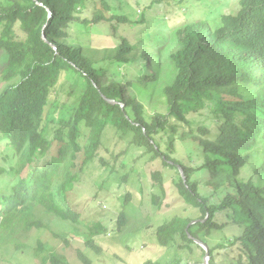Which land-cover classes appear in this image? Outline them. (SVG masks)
Returning <instances> with one entry per match:
<instances>
[{"label":"trees","instance_id":"obj_1","mask_svg":"<svg viewBox=\"0 0 264 264\" xmlns=\"http://www.w3.org/2000/svg\"><path fill=\"white\" fill-rule=\"evenodd\" d=\"M87 2L0 0V51L5 58L0 67V134L17 156L16 167L0 168V176L8 174L16 181L10 194H0V246L22 249L28 233L44 227L38 216L42 211L68 223L71 238L81 237L86 248L100 253L94 238L104 235L106 227L100 221L81 220L67 195L79 181L78 174L71 175L77 155H84L80 173L97 157L103 132L111 127L120 139L130 138L129 144L143 148L151 161L160 160L163 167L175 170L179 197L200 214L195 219L175 216L158 225L154 233L158 246L192 253L200 241L207 248L208 264H221L216 261L217 249H230L226 264H264V157L250 178H239L257 154L255 147L264 142V0H237L239 10L220 14L216 28L201 18L186 21L150 53L126 40L113 48L99 46L100 60L68 40L69 26L87 22L79 21ZM107 20L128 22L117 15ZM16 23L22 40L12 31ZM171 40L177 48L168 51ZM109 65L121 68L124 82L110 78ZM145 66L151 71H144ZM165 69L172 78L163 84L160 75ZM62 78L69 84L71 106L58 100L56 89ZM153 95L164 102L163 110L148 115L139 99L150 100ZM190 114L210 120V125H196L204 157L198 168L176 158L173 142L162 148L156 140L159 134L175 131L176 124L191 126ZM213 123L215 132L210 129ZM100 161L107 167L104 159ZM201 169L223 194L219 204H210L191 181V173ZM151 180L157 191L150 204L159 209L166 195L161 173L154 171ZM130 203V195L121 198L118 233L134 215L133 206L130 214L126 210ZM227 223L240 227L241 234L210 247L207 237ZM63 241L67 246L69 239ZM36 245L33 256L39 264H68L64 255L47 253L39 240ZM202 255L206 256L205 250ZM76 256L82 264H92L81 251Z\"/></svg>","mask_w":264,"mask_h":264},{"label":"rangeland","instance_id":"obj_2","mask_svg":"<svg viewBox=\"0 0 264 264\" xmlns=\"http://www.w3.org/2000/svg\"><path fill=\"white\" fill-rule=\"evenodd\" d=\"M103 1L106 7L103 6L102 0H88L85 8L79 11V21L87 22L75 23L67 29L68 40H73L75 45L86 47L89 50L86 55L96 60L103 58L99 46L115 47L119 42L126 40L132 45L141 47L140 51L150 53L155 46H160L171 39L172 30L186 21L201 18L200 20H207L211 27L216 28L220 25V14H235L239 10L237 0ZM97 13L100 15H96ZM112 15L125 16L128 22L108 21L107 19ZM96 16H102L103 19L94 21ZM141 19L143 22H139ZM12 31L17 39L24 38L18 23L13 25ZM168 43V51L177 48L173 40ZM4 61V52L0 51V67ZM132 69L135 71V66H132ZM147 70L151 71L145 66L144 71ZM121 71V68L116 69L109 65L108 75L115 82H124ZM160 76L163 84L172 78V74L167 69ZM65 81L61 79L56 92L60 102L71 106L72 98L67 95L69 84ZM162 85L160 84V87ZM2 88L3 83H0V90ZM155 97L153 95L150 100L148 97L139 99L144 104L148 115L163 110L164 102ZM187 118L191 126L183 123L176 124L175 131L170 130L165 135L159 134L156 140L162 144V148L173 142L176 158L188 167L198 168L204 163V157L198 145L200 139L196 133V125H210V120L195 114H190ZM211 126L210 129L215 132L216 124L213 123ZM129 139H120L115 129L107 127L103 132L102 146L97 151V157L85 164L79 173V166L84 159L83 153L80 152L76 158V168L71 170V175L78 174L79 181L76 180L74 190L68 192L67 199L70 207L80 214L81 220L88 224L100 221L107 229L104 235L94 238L100 253L96 254L86 248L81 237L71 238L68 223L55 220L40 211L38 216L44 227L39 230L32 229L22 240V249L16 250L12 244L1 245L0 264H39L33 256L37 240L44 245L47 253L56 252L64 255L68 264H82L76 256L78 250L92 264H144L147 262L175 264L177 260H180L181 264H208L209 258L202 255V251L205 250L203 245L198 246L199 248L192 246V253L186 250L180 251L175 246L167 248L158 246L154 236L158 225L175 216L195 219L200 214L196 209L187 206L179 197L174 186V182L178 179L177 172L163 167L160 160L151 161L150 155L146 154L143 148H135L129 144ZM255 148L257 154L253 155L251 163L241 171L239 177L241 179L250 178L254 168H257L263 160L264 142L259 143ZM100 158L107 162V167L101 163ZM16 164L17 156L6 144V140L1 139L0 134V168L8 170L10 167H16ZM154 171L161 173L166 192L159 209L150 204L151 194L157 191L156 182L151 180V174ZM190 176L191 181L198 184L200 194L206 196L210 204L215 205L221 202L223 194L219 188L216 189L210 184L213 177L209 176L205 170L192 172ZM253 178L257 184L262 183L259 177L253 176ZM15 182L8 174L0 176V194H10ZM126 194L130 195L132 202L126 210L128 213L132 212L130 207L133 206L135 212L130 224L123 232L118 233L115 228L116 219L122 209L121 198ZM241 232L240 227L227 223L222 231L214 232L207 237L206 243L210 247L226 244L228 240L239 236ZM64 238L69 239L67 246L64 244ZM215 251L216 261L221 264L228 263L230 249Z\"/></svg>","mask_w":264,"mask_h":264},{"label":"water","instance_id":"obj_3","mask_svg":"<svg viewBox=\"0 0 264 264\" xmlns=\"http://www.w3.org/2000/svg\"><path fill=\"white\" fill-rule=\"evenodd\" d=\"M109 102H111V103H113L112 101H109ZM181 173H182V171H181ZM183 177V176H182ZM184 178V177H183ZM196 243H198L199 245H202L200 242H196ZM205 247V246H204ZM205 251H206V257L208 258V251H207V249H206V247H205Z\"/></svg>","mask_w":264,"mask_h":264}]
</instances>
